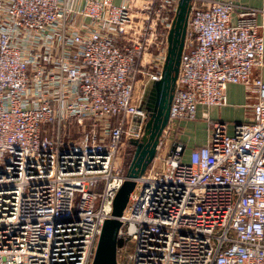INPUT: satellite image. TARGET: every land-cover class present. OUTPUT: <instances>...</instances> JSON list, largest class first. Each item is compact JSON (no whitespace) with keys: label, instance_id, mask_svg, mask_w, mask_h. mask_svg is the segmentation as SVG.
Returning <instances> with one entry per match:
<instances>
[{"label":"built area","instance_id":"1","mask_svg":"<svg viewBox=\"0 0 264 264\" xmlns=\"http://www.w3.org/2000/svg\"><path fill=\"white\" fill-rule=\"evenodd\" d=\"M178 3L0 0V264H90L128 177L119 148L144 134L145 89L163 76ZM259 11L190 0L168 120L118 216L129 264H264ZM228 83L256 95L251 120L232 132L210 123L185 155L178 121L225 103Z\"/></svg>","mask_w":264,"mask_h":264},{"label":"water","instance_id":"2","mask_svg":"<svg viewBox=\"0 0 264 264\" xmlns=\"http://www.w3.org/2000/svg\"><path fill=\"white\" fill-rule=\"evenodd\" d=\"M189 6L190 0H179L173 25L168 35V50L163 76L152 84L151 90L155 95V101L158 103L157 109L150 116L148 129L142 137L130 141V144L134 146V150L127 167L128 177L123 181L113 198L112 216L105 218L101 225L90 264H118L117 232L121 224L118 216L122 213L128 195L134 186L133 177L142 173L153 159L162 127L167 123L172 90L178 74L179 60L184 44ZM149 111L153 112V109L151 108ZM160 114L163 115V119L158 122Z\"/></svg>","mask_w":264,"mask_h":264},{"label":"crops","instance_id":"3","mask_svg":"<svg viewBox=\"0 0 264 264\" xmlns=\"http://www.w3.org/2000/svg\"><path fill=\"white\" fill-rule=\"evenodd\" d=\"M240 5H247L264 10V0H232ZM235 15L233 16L234 19ZM260 32L264 38V11H259L256 16ZM252 75H257L264 80V54L260 67L252 70ZM226 102L219 105L197 107L195 117L180 119L176 136L179 140L190 142V147L204 142L207 128L210 123L220 121L225 124L227 132H232L235 123L251 120L252 102L256 95L250 92L242 83H228L225 88ZM188 151V149H187Z\"/></svg>","mask_w":264,"mask_h":264},{"label":"rangeland","instance_id":"4","mask_svg":"<svg viewBox=\"0 0 264 264\" xmlns=\"http://www.w3.org/2000/svg\"><path fill=\"white\" fill-rule=\"evenodd\" d=\"M158 82V81H157ZM158 84V83H157ZM141 85H140V81L136 83L135 85V90L134 93H139L141 90ZM152 89V85H147L146 89H145V96H147V93ZM148 120L145 121V131L144 133L147 131L148 129ZM162 139V143L158 149L159 154L163 155L165 154V152L168 149V145L170 143V138L169 137H161ZM133 139H131L130 141H132ZM186 148L184 150V154H187V149L190 148V142L186 143ZM133 150H134V146L130 145V144H125V146L122 144V146L119 148L118 154H117V162L118 165H120L124 170H127L128 164L131 160L132 154H133ZM159 161V160H158ZM157 161V162H158ZM119 244V243H118ZM132 248V241L127 240L125 243V248L121 251L117 252V261L118 264H129L128 259H126L127 257V253L130 251V249Z\"/></svg>","mask_w":264,"mask_h":264},{"label":"flooded vegetation","instance_id":"5","mask_svg":"<svg viewBox=\"0 0 264 264\" xmlns=\"http://www.w3.org/2000/svg\"><path fill=\"white\" fill-rule=\"evenodd\" d=\"M154 96L155 95H153L152 90H150L147 93V96L145 97V105H146V108L148 109V112H149V118H150L151 115H153L155 113V111L157 109V105H158V103L155 101V97ZM151 108L153 109V112L149 111V110H151ZM162 119H163V115L160 114L158 122H161ZM163 128L164 127H162V131H163ZM160 136H161V134H160ZM159 139H160V137H159Z\"/></svg>","mask_w":264,"mask_h":264},{"label":"trees","instance_id":"6","mask_svg":"<svg viewBox=\"0 0 264 264\" xmlns=\"http://www.w3.org/2000/svg\"><path fill=\"white\" fill-rule=\"evenodd\" d=\"M119 240L117 239V244H118Z\"/></svg>","mask_w":264,"mask_h":264}]
</instances>
